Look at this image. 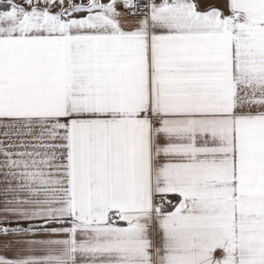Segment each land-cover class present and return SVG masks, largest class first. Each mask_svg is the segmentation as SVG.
I'll use <instances>...</instances> for the list:
<instances>
[{"label":"snow or ice","instance_id":"obj_1","mask_svg":"<svg viewBox=\"0 0 264 264\" xmlns=\"http://www.w3.org/2000/svg\"><path fill=\"white\" fill-rule=\"evenodd\" d=\"M0 264H264V0H0Z\"/></svg>","mask_w":264,"mask_h":264}]
</instances>
